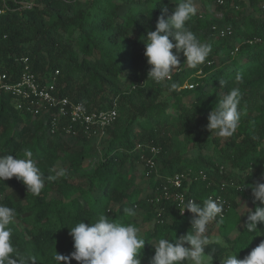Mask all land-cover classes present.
I'll list each match as a JSON object with an SVG mask.
<instances>
[{"label":"trees","instance_id":"trees-1","mask_svg":"<svg viewBox=\"0 0 264 264\" xmlns=\"http://www.w3.org/2000/svg\"><path fill=\"white\" fill-rule=\"evenodd\" d=\"M15 1L7 0L9 10L0 17V76L17 82L20 60L28 58L39 83L54 85L57 96L90 112L118 111L116 121L96 134L70 136L57 108L34 116L18 111L12 95L0 96V155L22 157L28 149L45 177L65 171L46 180L38 197L15 177L0 182V203L17 213L18 248L31 251L37 264H55V251L70 256L75 250L68 227L103 213L140 229L146 237L141 264H149L154 248L148 240L178 238L191 228L193 214L180 213L178 192L198 203L225 201L223 222H213L208 233L219 240L210 245L213 264L228 254L243 259L264 240L254 237L259 232L241 233L247 216L240 202L252 210L257 205L250 188L235 192L249 167L246 185L264 173V0H194L197 13L188 27L212 51L196 69L183 65L181 53V67L166 84L147 80L150 65L140 40L155 30L158 0H30L29 10ZM163 5L171 15L170 0ZM228 28L231 34L222 36ZM173 82L179 89L169 91ZM233 87L241 92L240 127L221 138L207 130V118ZM177 175H186L180 189L169 182ZM125 207L137 215L128 217ZM257 227L264 233V223Z\"/></svg>","mask_w":264,"mask_h":264},{"label":"clouds","instance_id":"clouds-1","mask_svg":"<svg viewBox=\"0 0 264 264\" xmlns=\"http://www.w3.org/2000/svg\"><path fill=\"white\" fill-rule=\"evenodd\" d=\"M162 4V13L157 18L155 30H148L146 39L141 37L145 45L144 56L150 69L147 80L156 84L171 82L172 75L180 66L179 56L183 53L189 68L196 69L206 62L212 48L209 43L202 42L188 27V22L197 13L194 0H173L172 14L168 5ZM167 17V18H166ZM174 41V42H173ZM175 49V51H173ZM242 76L237 74L235 80L242 82ZM221 86L224 84L220 82ZM134 86V85H133ZM179 89L177 83H170L169 91ZM241 92L239 87L218 98L215 107L208 114L207 130L221 138L233 136L240 127L241 112L239 110ZM259 139V137H254ZM63 169L56 172L55 176H47L41 172L38 163L33 159L31 150H24L22 157L13 155H0V182L15 177L26 186L27 193L39 196L45 187L46 180H55L63 177ZM251 175V168L244 176L241 183L235 186V192L251 189L252 203L256 204L254 210L246 204L240 205L246 209L244 214L247 219L241 233L264 235L258 230L257 225L264 223V173L259 180L252 184H244L246 176ZM182 207L178 208L183 214L185 210L193 214L191 228L187 234L172 239L158 238L155 243L148 242L154 248V255L149 264H213L214 248L210 245L219 243L208 235V227L213 222H223L225 201L217 197L208 198L202 203L194 199L183 198L180 200ZM123 213L128 217L137 215L134 207L123 208ZM241 215V216H242ZM17 213L15 209L0 203V264H37V258L31 251L18 248L13 241ZM240 216V217H241ZM219 218V220H218ZM68 227V226H67ZM69 228V235L73 240L74 251L70 256H64L55 251L52 259L55 264H70L75 260L78 264H141L142 250L146 237L135 224L116 222L109 215L99 214L90 223L80 221ZM240 232V231H239ZM253 237V238H254ZM252 238V240H253ZM207 250V251H206ZM220 264H264V240L252 249L243 259H238L237 254H228L219 260Z\"/></svg>","mask_w":264,"mask_h":264},{"label":"built area","instance_id":"built-area-1","mask_svg":"<svg viewBox=\"0 0 264 264\" xmlns=\"http://www.w3.org/2000/svg\"><path fill=\"white\" fill-rule=\"evenodd\" d=\"M15 2L19 6V9L29 10L33 7L30 0H16ZM8 10L9 5L7 0H0V17L6 14ZM220 34L222 36L230 35L231 30L229 28L221 30ZM20 63L24 66V70L17 82L11 81L9 76L5 74L0 76V96L3 94L12 95L18 111L29 113L34 116H41L48 110L57 108L59 112L58 115L66 118V121H68V124L64 128V132L66 135L70 136H76L82 133L91 136L111 126L116 121L118 117L116 106L109 110L90 112L82 104L74 103L68 98L57 96L54 85H41L37 76L30 68V60L28 58H22ZM58 73L59 72H57V74ZM188 88L193 89V86H189ZM54 128L52 129V133H55ZM152 153L157 155L159 150L153 147ZM150 164L154 166L152 161H150ZM184 178H186V175H177L169 182L175 188L180 189ZM164 195L165 197L170 196V190L167 186L164 187ZM181 198H183L185 202L190 199L182 192L176 193V202L181 207Z\"/></svg>","mask_w":264,"mask_h":264},{"label":"rangeland","instance_id":"rangeland-1","mask_svg":"<svg viewBox=\"0 0 264 264\" xmlns=\"http://www.w3.org/2000/svg\"><path fill=\"white\" fill-rule=\"evenodd\" d=\"M210 229L211 230L213 229V223L209 225V227H208V233H209Z\"/></svg>","mask_w":264,"mask_h":264}]
</instances>
